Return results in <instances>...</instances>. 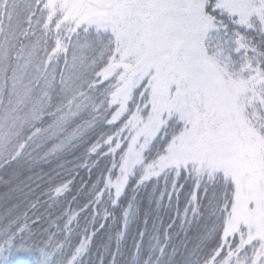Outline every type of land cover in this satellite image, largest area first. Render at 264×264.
<instances>
[{
    "label": "snow or ice",
    "instance_id": "6c2138e0",
    "mask_svg": "<svg viewBox=\"0 0 264 264\" xmlns=\"http://www.w3.org/2000/svg\"><path fill=\"white\" fill-rule=\"evenodd\" d=\"M0 189V264H264V0H0Z\"/></svg>",
    "mask_w": 264,
    "mask_h": 264
},
{
    "label": "trees",
    "instance_id": "16d2710c",
    "mask_svg": "<svg viewBox=\"0 0 264 264\" xmlns=\"http://www.w3.org/2000/svg\"><path fill=\"white\" fill-rule=\"evenodd\" d=\"M105 129H107V126L105 125ZM96 139H98V135L97 134H93L90 137V142H94ZM84 153V147L81 146V148L76 152V155H68L67 159L61 160L60 164L64 165V168H60L58 164L53 163L52 165H48V164H44L42 165V170L41 168L37 169V172H40L41 175L45 176V181L41 182V186L44 190H47L49 183L56 185L59 184L61 182H65L68 179H72V184L70 185V189L71 191L69 193H66L67 199H68V203L72 205V207L75 209L77 207V204L80 203L82 204L84 202V197L82 196H77V200L73 201L72 200V196L76 195L78 193V191L81 190L82 188V181L83 183V187H90V185L88 184L89 181V177L90 174L88 172L87 169L80 167L78 169H75V171L72 172V175H69V170L73 169L75 167V163L77 162V157L82 155ZM103 163H101L99 165L100 169H103ZM79 173V175H77L76 173ZM49 174H50V180H49ZM99 171H97L96 169H93L92 173H91V182H96V180L99 177ZM3 190L0 189V192H2ZM143 196V194H142ZM15 201H0V214H3L4 212H6L8 207H11L12 203H14ZM146 202V201H145ZM65 207H67V205H65ZM167 219V217H165V220ZM83 223V221H81ZM111 226L113 229V232L115 230V228L117 226L112 225L111 221H108L106 224V227ZM131 238L128 239L127 244L130 247L131 246ZM18 257H13V261H18Z\"/></svg>",
    "mask_w": 264,
    "mask_h": 264
}]
</instances>
